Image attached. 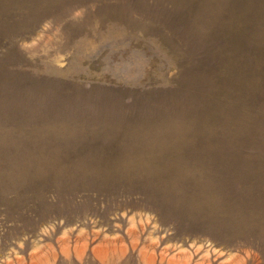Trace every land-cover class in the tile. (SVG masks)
<instances>
[{
    "label": "rangeland",
    "instance_id": "374dc122",
    "mask_svg": "<svg viewBox=\"0 0 264 264\" xmlns=\"http://www.w3.org/2000/svg\"><path fill=\"white\" fill-rule=\"evenodd\" d=\"M0 264H264V0H0Z\"/></svg>",
    "mask_w": 264,
    "mask_h": 264
}]
</instances>
